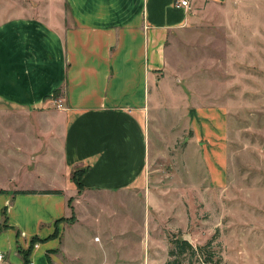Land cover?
<instances>
[{"label": "crops", "instance_id": "crops-1", "mask_svg": "<svg viewBox=\"0 0 264 264\" xmlns=\"http://www.w3.org/2000/svg\"><path fill=\"white\" fill-rule=\"evenodd\" d=\"M65 2L45 16L0 21V104L24 112L9 120L16 132L26 134L25 148L11 150L15 163L0 167V264H23L18 247L29 249L31 264H95L93 254L64 240L66 230L75 233L81 225L86 232L88 220L97 222L103 212L114 217L113 204L124 208L125 201L137 198L164 216L167 198L154 189L161 184L151 169L162 141L153 111L160 91L176 89L181 81L165 73L167 42L184 34L207 8H228L237 0H190L188 8L174 0ZM185 117L201 147V161L216 177L210 185L220 187L226 173L227 109L188 105ZM184 168L180 202L189 201V148ZM23 170L36 185L14 191L58 192L13 195L10 186ZM92 200L108 206L88 209ZM160 225L161 231L171 227ZM129 226L121 228L120 241ZM114 234L108 230L103 243L97 234L93 238L105 251ZM112 250L100 264L134 261L128 251ZM154 260L147 256V262Z\"/></svg>", "mask_w": 264, "mask_h": 264}, {"label": "rangeland", "instance_id": "rangeland-1", "mask_svg": "<svg viewBox=\"0 0 264 264\" xmlns=\"http://www.w3.org/2000/svg\"><path fill=\"white\" fill-rule=\"evenodd\" d=\"M65 4V0H0V21L16 15L45 16ZM167 45L165 73L181 81L176 89L160 91V102L153 111L162 141L160 156L153 160L151 169H156L153 178L161 184L153 188L167 198L164 216L153 211V204L142 206V198L128 204L125 201L124 208L115 203L113 211H118L117 215L108 217L109 213L100 212L97 222L88 220L84 225L86 232L78 225L75 233L65 231L64 240L79 244V251L93 254L95 264L101 263L102 255H110L113 247L117 254L128 251L134 258L127 264H143L147 256L156 260L146 264H264V0H237L228 8L211 6ZM182 89L184 93H180ZM188 105H222L227 109L226 173L220 187L210 185L216 177L205 160L201 161V147L194 139L191 123H186ZM22 113L0 104L1 168L14 162L11 150L25 148L26 134L16 132L9 120L11 115ZM187 148L189 201L183 200V195L185 202H180L178 197L185 190L181 183L187 180ZM17 160L25 166L22 157L17 156ZM32 183L36 185L33 176L23 170L11 184V193H46L14 191ZM104 196L107 200L106 193ZM97 201L86 204L87 208H107L108 202ZM159 222L171 227L161 231ZM127 223L129 229L120 241L117 236ZM108 230L117 235L102 251L93 237L97 234L103 243L108 240ZM175 236L186 239L195 253L187 250L169 255ZM160 239L167 247L160 244Z\"/></svg>", "mask_w": 264, "mask_h": 264}, {"label": "trees", "instance_id": "trees-1", "mask_svg": "<svg viewBox=\"0 0 264 264\" xmlns=\"http://www.w3.org/2000/svg\"><path fill=\"white\" fill-rule=\"evenodd\" d=\"M60 91V90H59ZM58 89L54 91V94L57 95L59 93ZM20 191V190H19ZM36 190H25L22 192H35ZM3 191L0 190V193H2ZM43 192L46 193H54V192H58L56 190H44ZM32 242H34V239H32ZM171 243H172V248L169 250V255H173L174 253L177 254H181L187 250H190L192 253H195V249L194 247L186 240V239H180L177 238L176 236L174 238L171 239ZM200 250H202L203 248L201 246L198 247ZM18 251L21 254L22 258H23V264H27L28 263V256H29V249H22L21 247H18ZM207 257H209L207 255ZM173 263V262H172Z\"/></svg>", "mask_w": 264, "mask_h": 264}, {"label": "built area", "instance_id": "built-area-1", "mask_svg": "<svg viewBox=\"0 0 264 264\" xmlns=\"http://www.w3.org/2000/svg\"><path fill=\"white\" fill-rule=\"evenodd\" d=\"M174 4L176 6H183L185 8H188L190 6V0H174ZM57 104L61 105L60 98L57 99ZM3 258H4V254L0 251V262L3 261ZM27 264H31V262L28 261Z\"/></svg>", "mask_w": 264, "mask_h": 264}]
</instances>
